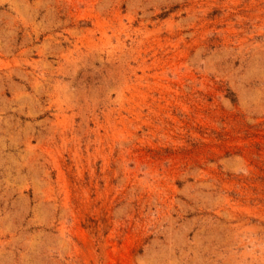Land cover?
<instances>
[{
  "label": "rangeland",
  "instance_id": "374dc122",
  "mask_svg": "<svg viewBox=\"0 0 264 264\" xmlns=\"http://www.w3.org/2000/svg\"><path fill=\"white\" fill-rule=\"evenodd\" d=\"M0 264H264V0H0Z\"/></svg>",
  "mask_w": 264,
  "mask_h": 264
}]
</instances>
